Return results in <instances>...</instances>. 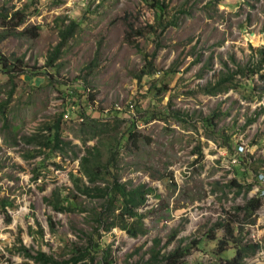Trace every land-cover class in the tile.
I'll list each match as a JSON object with an SVG mask.
<instances>
[{
	"label": "rangeland",
	"instance_id": "rangeland-1",
	"mask_svg": "<svg viewBox=\"0 0 264 264\" xmlns=\"http://www.w3.org/2000/svg\"><path fill=\"white\" fill-rule=\"evenodd\" d=\"M161 1L166 8L160 16L145 0H0L11 11L22 6L32 11L17 30L40 25L35 38L11 35L0 41V53L7 58L21 57L24 64L16 63L11 71L15 90L6 108L15 133L3 129L0 121V201L10 203L3 206L0 202V264L33 263L9 250L19 244L32 253L42 250L64 258L69 249L85 244V234L93 232L89 211L56 212L44 199L56 186L71 187L69 173L77 172L78 158L47 159V168H41L34 180L41 157L26 159L24 154L33 147L20 140L8 147L12 134H30L62 110L68 120L63 138L79 144L69 126L80 119L65 102L72 100L66 91L71 93L82 84L94 95L90 105L83 103L92 116L118 106L123 111L130 104L133 108L128 112L136 114L138 104L140 110L149 111L167 107L186 120L185 125L173 117L138 122L137 129L149 142L142 138L139 148L120 154V172L122 181L154 189L139 209L148 212L146 233L131 237L117 227L99 229L101 249L96 262L104 249L110 264H143L153 248L162 254L196 240L201 246L191 248L185 264H224L219 257L231 256L234 250L216 253L211 247L215 241L203 250L206 234L225 210L258 195L262 204L254 223L246 224L242 234L243 242H258L260 249L244 261L264 264V61L257 73L237 75L236 88L215 95L202 91L223 74L261 60L264 0ZM72 19L79 24L73 36L61 47L53 65H46L61 40L59 28ZM171 20L175 25L167 23ZM148 62L155 69L152 76L142 74ZM20 67L38 74L29 77ZM7 77L0 73V83ZM152 78L156 87L149 90ZM6 97V92L0 93V101ZM216 114L211 124L203 120ZM250 118L254 119L247 122ZM221 131L228 135L229 147L221 146ZM210 133L213 138L207 137ZM196 139L203 154L200 161ZM82 153L78 151V156ZM237 153L243 158L240 170L244 172L238 176L253 184L248 192L239 194L229 184L235 174L232 164H239ZM52 161L61 168L55 169ZM254 168L251 176L246 175L245 169ZM77 201L87 209L97 207V199L78 196ZM48 218L54 223V232L49 230ZM215 234L222 232L215 229ZM171 235L174 237L167 243Z\"/></svg>",
	"mask_w": 264,
	"mask_h": 264
},
{
	"label": "trees",
	"instance_id": "trees-1",
	"mask_svg": "<svg viewBox=\"0 0 264 264\" xmlns=\"http://www.w3.org/2000/svg\"><path fill=\"white\" fill-rule=\"evenodd\" d=\"M57 1L59 2L60 0ZM145 1L154 8L157 15L161 16L163 14L166 4L161 0ZM31 13L32 11L28 10V6H22L11 11L5 4L0 3V41L11 35H25L29 38L37 37L40 29L39 24L26 25L21 30H17L19 25H22ZM167 23L175 25L176 22H172L171 20L169 22L167 21ZM78 25V22L72 19L64 28H59L61 40L48 56L46 65L52 66L60 57L61 47L68 38L73 36ZM262 52L261 50L260 53ZM263 61L264 54L256 64L250 61L245 66L236 68L233 72H227L215 84L202 88V91L206 94L215 95L227 92L231 88H236L238 85L236 76L241 75L244 77L257 73ZM16 63L24 67L21 57L7 58L0 53V73L8 74L7 80L0 83V93L6 92L7 95L5 100L0 101V121L2 122V128L4 129L5 127L10 133H15V126L9 123L6 108L15 90V84L13 82L15 74H12L11 71L15 68ZM20 69L21 72L29 77L38 74L36 72L31 75L29 70L22 69L21 67ZM245 70L248 73H245ZM39 73L38 77L41 78L43 73ZM154 73L155 69L148 62V65L142 70V74L152 76ZM149 80V90L154 89L156 87V79L152 78ZM66 93L69 95V99L72 100H68L65 103L72 105L74 113L80 119L77 123L69 126L72 136L79 141V144L73 143L70 139L63 138L62 132L68 120L65 118L66 110H62L56 116H52V121L42 123L30 134H24L20 137H17V134H12V140L8 143V147L18 145L20 140L24 145L33 147L24 154L26 159L41 157L36 162V168L38 170L34 174V180L40 175L41 168H47L45 163L47 159L58 156L65 158L69 155L77 157V172L69 173L71 187L56 186L50 196L44 199L56 212L89 211L88 215L94 224L92 226L93 232L85 234V244L77 245L69 249L68 256L64 258H59L56 254H48L42 250H36L35 253H32L23 244L13 245L9 250H14V252L30 259L33 262L32 264H110L111 259H109L108 253L104 252V249L102 258L97 260V262L95 261L97 253L101 249V240L99 239L101 232H99V229L110 231L112 228L117 227L131 237L144 235L146 233L144 217L148 212H141L139 209L146 205L148 195L154 191L153 188L144 183L133 184L131 181H122L120 154L125 150H130L132 147L139 148L142 138H144L146 143L149 142L148 136L142 134L137 129L138 122L147 124L152 120L166 121L168 117H173V119L181 121V124L185 125L183 122H186V120L182 118L178 111L169 110L167 107L163 111L140 110L141 108L135 103H133L135 104L134 111L136 114H140L139 117H136L134 113L128 112L129 108H133L132 104L123 111L113 107L106 114L100 112L98 116H92L91 113L86 111L83 105V103L90 105L94 100V95L87 91L85 84L72 88L71 93L69 91H66ZM217 116L216 114L206 117L203 120L207 124H211V121ZM253 119L250 118L247 122H251ZM220 134L223 140L221 146L229 147L228 135L223 134L222 131ZM207 137L213 138L211 133ZM90 140L93 141V144L88 143ZM196 141L195 151L199 155L197 161H200L203 154L201 152L200 140L196 139ZM80 150H83V153L78 156V151ZM235 156L238 158L239 164H232L235 174L229 184L232 186L231 188L235 189L236 194L246 193L251 189L253 184L252 182L246 183L243 176H238L244 174L240 170V164L243 162V158L238 153ZM50 163L54 165L55 169L61 168L58 162L52 161ZM256 169H245L244 171H246V175L251 176ZM78 196H84L91 200L97 199V207L95 206L92 209L82 207L77 201ZM0 202L3 206L10 205L5 200H1ZM261 204V198L255 195L247 199L243 205H235L225 210L223 218L215 222L206 234L207 240L205 241L203 250L206 251V245L215 241L211 247L216 250V253H224L229 249L234 250L231 256L219 257L220 260L225 261L224 264H247L244 259L253 256L260 249V244L249 240L243 242L244 235L242 232L246 224L254 223L255 212ZM7 220H9L8 215ZM48 225L49 230L54 232V223L50 218H48ZM215 229L221 231L222 234L217 236ZM174 235L168 238L167 243L171 241ZM154 241L156 244L159 242L157 239H154ZM200 243L201 241L196 240L184 245L180 243L172 250L162 254H160L159 249L153 248L148 261L143 264H185L184 258L190 254L191 248L195 245L200 247ZM24 264L30 263L26 262Z\"/></svg>",
	"mask_w": 264,
	"mask_h": 264
},
{
	"label": "built area",
	"instance_id": "built-area-1",
	"mask_svg": "<svg viewBox=\"0 0 264 264\" xmlns=\"http://www.w3.org/2000/svg\"><path fill=\"white\" fill-rule=\"evenodd\" d=\"M117 109H120V107L118 106ZM242 150V149H241ZM240 150V151H241ZM234 161V160H233ZM261 195L264 197V191L261 193Z\"/></svg>",
	"mask_w": 264,
	"mask_h": 264
}]
</instances>
